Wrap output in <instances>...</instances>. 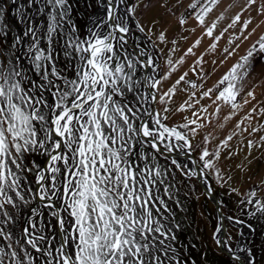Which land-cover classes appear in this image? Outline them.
<instances>
[{
  "label": "snow or ice",
  "instance_id": "snow-or-ice-1",
  "mask_svg": "<svg viewBox=\"0 0 264 264\" xmlns=\"http://www.w3.org/2000/svg\"><path fill=\"white\" fill-rule=\"evenodd\" d=\"M156 3L175 30L145 20L153 0H97L86 34L72 0H0V264H207L199 235L184 239L181 188L194 191L193 180L215 202L214 251L225 264H264V234L258 246L213 188L264 218V178L241 194L229 164L242 146L264 148V71L251 80L264 66V0ZM12 9L21 31L7 22Z\"/></svg>",
  "mask_w": 264,
  "mask_h": 264
},
{
  "label": "rangeland",
  "instance_id": "rangeland-1",
  "mask_svg": "<svg viewBox=\"0 0 264 264\" xmlns=\"http://www.w3.org/2000/svg\"><path fill=\"white\" fill-rule=\"evenodd\" d=\"M74 4V11L72 12L73 20L76 22L77 26L80 29V32L83 33L85 22L88 18L89 13L93 10L95 5H97V0H80L77 4L76 1H72ZM187 2V0H186ZM235 2L237 5L242 4L244 0H222V6L224 7L229 3ZM91 5V7H89ZM78 6V7H77ZM77 7V8H76ZM221 9H217L216 11H220ZM252 15L255 16V11L252 12ZM159 18L161 21V26L163 27H171L173 30H175V20L171 17H168L164 10L159 7V4L156 3V0H153V7L145 13V20H148L150 18ZM260 19H264L261 17L257 18V22H259ZM88 22V21H87ZM254 26V25H253ZM264 30V25H262L261 29L258 31ZM199 34V30L197 35ZM155 39V37H153ZM194 41V37H190V42ZM210 39L205 37L202 41L201 46L198 49L199 52L204 51L209 43ZM63 44V40H61V45ZM227 46V41L222 40L217 48V51L213 54H210L206 56V60L208 61V64L206 66V70L208 72H212V60H216L217 64L219 65V61L223 59V48ZM247 45H243L241 49H239V54H243L244 48ZM63 55V53L61 52ZM238 57L234 56L232 58H229L222 66H219L215 73L211 76L210 80L206 84V87H211L213 83H215L227 70L231 67L233 63H235L236 59ZM191 61H189L190 63ZM264 71V66L260 65L259 63L256 65L255 71L252 73V82H257L262 79L261 72ZM191 75V74H190ZM195 79V77H192ZM255 94L257 97V100L264 99V83H260V86L255 88ZM184 97L178 96L176 97L177 103H180ZM202 103H206L202 102ZM212 109H209L211 111ZM227 109H224V112L221 113V119L224 114L227 113ZM239 117L235 118L233 121L229 122L227 127L224 131H221L219 129L216 130L215 134L219 135L221 138H223L229 130H231L235 124V120ZM264 122V121H262ZM215 123V121H214ZM252 139H258V136L256 137H250ZM199 139V138H198ZM232 143L235 145L236 140L234 139ZM247 157V159H245ZM251 161L250 165L248 164V161ZM244 162L246 165H248V168L250 170L246 172H241L240 169L236 168L237 164H240L241 162ZM163 163V161H161ZM231 168L233 169L231 172V175L233 176L232 185L234 187H238L241 190V194H243L244 191L249 189L251 187V184L254 182H258L261 178H264V148H253L251 156H248V150L246 147L242 146V151L239 153L238 156L234 157L229 162ZM251 177V180L249 179ZM177 180H179V177L177 176ZM191 183L195 184V190L192 192H189L188 187L181 188V196L182 199L184 198L185 194H187V198L183 199L184 205H185V212L183 214V218L185 219V225H186V231L184 234V239H190L195 235H199L200 239L203 240L207 247V264H225L226 257L218 255L214 251V245L211 239V231H212V222L206 217H210L215 215V207L213 203L209 200V198L204 194L200 184L198 181L193 180ZM213 188L215 189V193L220 197L221 200H223L226 204L230 212L234 216H238L241 219H244L246 222L251 223L253 228L255 229V240L257 245L259 246L262 234H264V218L262 219H250L246 216L245 212H240L238 209L237 201L239 197H236L235 194H233L232 198H229L227 195V192L224 189L219 188L218 185L213 183ZM260 195H264V192L260 193ZM197 203L199 207H197ZM245 233L248 232L247 227H245ZM199 230V232H198ZM233 236L235 238V233H233ZM203 253H200V256H202ZM257 255H260L259 250L257 251ZM199 261V257H196Z\"/></svg>",
  "mask_w": 264,
  "mask_h": 264
},
{
  "label": "flooded vegetation",
  "instance_id": "flooded-vegetation-1",
  "mask_svg": "<svg viewBox=\"0 0 264 264\" xmlns=\"http://www.w3.org/2000/svg\"><path fill=\"white\" fill-rule=\"evenodd\" d=\"M72 1H76V0H72ZM80 0H77V4ZM88 1V0H86ZM21 2H26V0H17V3H21ZM38 7V5H37ZM78 7V6H77ZM76 7V8H77ZM99 8L98 4L95 5V7L93 8V10L89 13L88 17L90 15H92V13H94L96 11V9ZM28 11H32V9H28ZM14 13V9L10 10L8 13H7V22L10 23L12 26H14V28L17 30V31H21L23 29V25L20 24L18 18L13 14ZM94 17V16H93ZM37 19V22L39 21L40 17L37 16L36 17ZM88 18L85 22V26H84V30H83V33L86 34V30H87V27H88ZM43 46V45H42ZM60 59L61 61H63L64 57L63 55L60 53ZM62 66V65H61ZM246 228H244V231H245Z\"/></svg>",
  "mask_w": 264,
  "mask_h": 264
},
{
  "label": "water",
  "instance_id": "water-1",
  "mask_svg": "<svg viewBox=\"0 0 264 264\" xmlns=\"http://www.w3.org/2000/svg\"><path fill=\"white\" fill-rule=\"evenodd\" d=\"M100 13V8H97L96 9V11L94 12V13H92V15L91 16H95V15H97V14H99ZM173 155H175V153H173ZM198 183L200 184V186H201V188H202V190H203V192L205 191L204 190V187H203V182L202 181H198ZM208 197V196H207ZM209 198V197H208ZM215 199L216 200H221L220 199V197L215 193ZM209 200L213 203V205H214V207H215V202H214V200L213 199H210L209 198Z\"/></svg>",
  "mask_w": 264,
  "mask_h": 264
},
{
  "label": "trees",
  "instance_id": "trees-1",
  "mask_svg": "<svg viewBox=\"0 0 264 264\" xmlns=\"http://www.w3.org/2000/svg\"><path fill=\"white\" fill-rule=\"evenodd\" d=\"M197 207H199L198 203H197Z\"/></svg>",
  "mask_w": 264,
  "mask_h": 264
}]
</instances>
